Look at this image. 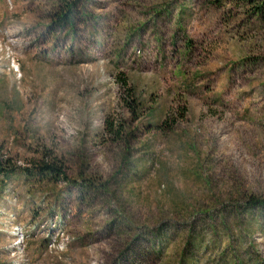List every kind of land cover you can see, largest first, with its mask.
<instances>
[{"label":"rangeland","instance_id":"1","mask_svg":"<svg viewBox=\"0 0 264 264\" xmlns=\"http://www.w3.org/2000/svg\"><path fill=\"white\" fill-rule=\"evenodd\" d=\"M250 197L264 0H0V264H264Z\"/></svg>","mask_w":264,"mask_h":264},{"label":"trees","instance_id":"2","mask_svg":"<svg viewBox=\"0 0 264 264\" xmlns=\"http://www.w3.org/2000/svg\"><path fill=\"white\" fill-rule=\"evenodd\" d=\"M66 7H67L66 12L60 15L59 20L70 22L73 16L72 3L68 4ZM123 84H126V82L123 81ZM130 96L132 97V95ZM142 108H143L142 103L141 101L137 100V98L131 100V103L129 105V111L134 116L136 117L137 115L139 116V113ZM108 124H109L108 131H110V133L118 137L121 134V132L118 131V129L117 131H115L114 129L115 127L112 123H108ZM21 171L24 176H28V177L36 176L37 178H41V180L46 181L49 184L57 183L60 180L68 181L62 163L55 158L49 160L44 158L41 160L34 161V163L30 165V169L29 167H25L22 168ZM13 172L14 171L11 170L7 173L11 174ZM247 204L251 208H256V207L264 208V200L258 198L250 197L247 201Z\"/></svg>","mask_w":264,"mask_h":264}]
</instances>
